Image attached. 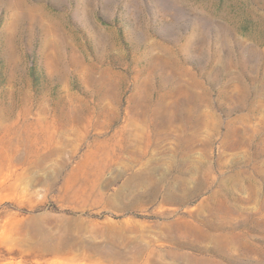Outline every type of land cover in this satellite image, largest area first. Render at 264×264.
<instances>
[{"label":"rangeland","instance_id":"rangeland-1","mask_svg":"<svg viewBox=\"0 0 264 264\" xmlns=\"http://www.w3.org/2000/svg\"><path fill=\"white\" fill-rule=\"evenodd\" d=\"M0 264H264V0H0Z\"/></svg>","mask_w":264,"mask_h":264},{"label":"bare ground","instance_id":"bare-ground-1","mask_svg":"<svg viewBox=\"0 0 264 264\" xmlns=\"http://www.w3.org/2000/svg\"><path fill=\"white\" fill-rule=\"evenodd\" d=\"M137 139H138V138H137ZM131 141H132V140H131ZM123 142H124V141H123ZM187 143H188V142H187ZM126 144H127V143H126ZM138 144H139V143H138ZM127 146H128V145H127ZM130 146H131V145H130ZM135 146H136V145H135ZM120 147H122V146H120ZM134 148H135V147H134ZM122 149H123V147H122ZM129 149H130V148H129ZM139 149H140V148H139ZM139 149H138V150H139ZM126 150H127V149H126ZM138 150H137V151H138ZM130 151H131V150H130ZM132 151H133V150H132ZM135 151H136V150H135ZM137 151H136V152H137ZM123 152H124V151H123ZM133 152H134V151H133ZM142 152H143V148H142ZM142 152H141V153H142ZM120 153H121V152H120ZM124 153H125V152H124ZM127 153H128V152H127ZM130 153H131V152H130ZM137 153H138V152H137ZM139 153H140V152H139ZM143 153H144V152H143ZM132 154H133V153H132ZM140 155H141V154H140ZM129 156L131 157V155H129ZM142 157H144V156H142ZM136 158H137V157H135L134 159H136ZM143 159H144V158H143ZM135 161H136V160H135ZM139 161H140V160H139ZM143 162H144V160H143ZM143 164H144V163H143Z\"/></svg>","mask_w":264,"mask_h":264}]
</instances>
